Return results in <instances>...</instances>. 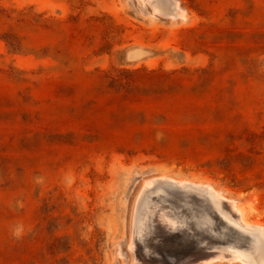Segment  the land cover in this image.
I'll use <instances>...</instances> for the list:
<instances>
[{
  "label": "rangeland",
  "instance_id": "obj_1",
  "mask_svg": "<svg viewBox=\"0 0 264 264\" xmlns=\"http://www.w3.org/2000/svg\"><path fill=\"white\" fill-rule=\"evenodd\" d=\"M239 216L264 231V0H0V264H262Z\"/></svg>",
  "mask_w": 264,
  "mask_h": 264
},
{
  "label": "bare ground",
  "instance_id": "obj_2",
  "mask_svg": "<svg viewBox=\"0 0 264 264\" xmlns=\"http://www.w3.org/2000/svg\"><path fill=\"white\" fill-rule=\"evenodd\" d=\"M154 1H156V0H154ZM158 1V0H157ZM163 1V0H162ZM147 3V2H146ZM148 4V3H147ZM176 4H179L178 5V7H179V9H181L180 7V3H178V1H177V3ZM159 5V4H158ZM159 8V7H158ZM183 9V8H182ZM181 9V10H182ZM157 10V9H156ZM169 10V9H168ZM163 10H161V12H162ZM183 11H185L184 9H183ZM186 13H187V11H185ZM153 13V12H152ZM175 13V12H174ZM154 14H157V12L156 13H154ZM158 14H159V12H158ZM157 14V15H158ZM163 14V13H162ZM166 14V13H165ZM161 15V14H160ZM171 16H172V13H171ZM174 17H175V15H174ZM179 18V17H178ZM149 181V180H148ZM152 181H153V179H152ZM192 181V180H191ZM150 183V182H149ZM206 183V182H205ZM154 184V183H153ZM201 184H203V183H201ZM201 188V187H200ZM209 188V187H208ZM213 189V188H212ZM212 189H209V190H204L203 192H204V199H205V201L206 200H208L206 203H204L203 205H204V208H202V209H207L210 205H212L214 208H216V206H222L223 205V199L215 192V191H213ZM164 191H166V190H164ZM175 191H176V189H175ZM174 191V192H175ZM154 192H156V191H154ZM158 192H160L159 190H158ZM157 192V193H158ZM167 192L169 193V190H167ZM187 192H189V191H187ZM166 193V192H165ZM165 193L163 192L162 194H164V196H165ZM183 193V192H182ZM181 193V194H182ZM196 193V192H195ZM159 194V193H158ZM158 194H156V195H158ZM160 194H161V192H160ZM159 194V195H160ZM170 195H172V194H170ZM178 195H179V192H178ZM193 195H195L194 193H193ZM197 195H198V193H197ZM155 196V195H154ZM153 196V197H154ZM161 196H163V195H161ZM166 196H167V194H166ZM166 196H165V198H166ZM180 196L181 195H179L178 197H179V199H180ZM185 196H186V194H185ZM185 196H183V197H185ZM196 196V195H195ZM225 196V195H224ZM160 197V196H159ZM189 197H190V195H189ZM203 197V196H202ZM223 197V196H222ZM168 198V197H167ZM176 198H177V196H176ZM182 198V197H181ZM185 198H188V196H186ZM197 198H198V196H197ZM224 198V197H223ZM163 199V198H162ZM175 199V198H174ZM191 199V198H190ZM222 199V200H221ZM232 199V198H231ZM184 200V198H182V201ZM186 200V199H185ZM193 200V199H192ZM202 200V199H201ZM230 200V199H229ZM236 200V199H235ZM152 201V200H151ZM162 201V200H161ZM188 201V200H187ZM195 201V200H194ZM197 201V200H196ZM203 202V201H202ZM183 203H185L184 201H183ZM186 203H189L187 206H191V205H193L194 206V202L193 201H188V202H186ZM185 203V204H186ZM197 203H198V201H197ZM196 203V204H197ZM231 203V202H230ZM180 204V203H179ZM199 204H200V202H199ZM224 204H225V202H224ZM232 204V203H231ZM244 204V203H243ZM200 205H202V204H200ZM200 205H199V209L198 210H200ZM245 206V205H244ZM152 207V206H151ZM150 207V208H151ZM160 207V206H159ZM177 207V206H176ZM196 207H198V206H195V208ZM203 207V206H202ZM223 207V206H222ZM149 208V207H148ZM154 208V207H153ZM178 208V207H177ZM183 208V207H182ZM181 208V209H182ZM185 208H187V207H185ZM188 208H192V206L191 207H188ZM195 208H193V209H195ZM244 208V207H243ZM229 209V208H228ZM233 209V208H232ZM157 210H158V206H157ZM178 210V209H177ZM198 210L196 211V212H194L196 215L197 214H199V215H206L207 216V214H208V211L207 210H205V211H203V212H198ZM214 210V209H213ZM222 210V209H221ZM234 210V209H233ZM232 210V211H233ZM245 210V209H244ZM135 211H136V209H135ZM171 211V210H170ZM194 211V210H193ZM150 212V211H149ZM154 212V211H153ZM159 212V211H158ZM158 212L156 213V215L158 214ZM164 212V210L162 211V213ZM188 212V211H187ZM191 213V212H190ZM213 213V212H212ZM218 213L219 212H217L216 211V215H218ZM243 213V212H242ZM160 214V213H159ZM164 214V213H163ZM244 214V213H243ZM161 215V214H160ZM176 215V214H175ZM178 215V214H177ZM190 215V214H189ZM246 215V214H245ZM137 216V215H136ZM162 216H164V215H162ZM191 216H193L194 217V215L193 214H191ZM220 216V215H219ZM203 217V216H202ZM211 217V216H210ZM153 218V217H152ZM160 218H162L161 216H160ZM201 218V217H200ZM224 218V217H223ZM154 219V218H153ZM157 219V218H156ZM166 219V218H165ZM164 219V220H165ZM195 219H197V218H194V220ZM202 219H204V218H201V220ZM176 220V219H175ZM191 220H193V219H191ZM193 220V221H194ZM223 220V219H222ZM238 220H240V224H239V228H240V230L242 229L243 231H244V233H249V235H250V238L252 239V240H254V241H256L257 242V244H258V248H259V253L262 255V259L261 260H263L262 262V264H264V231L262 230V229H260L259 227H251L252 225H249L248 223H247V221L241 216H239L238 217ZM157 221H158V219H157ZM161 221V220H160ZM196 221V220H195ZM204 221H206L205 219H204ZM135 222V221H134ZM155 222V221H154ZM159 222V221H158ZM158 222H156V224L158 225V224H160V223H158ZM162 222V221H161ZM196 222H200V221H196ZM202 222H203V220H202ZM164 223V222H163ZM168 224H169V222H167ZM226 223H228L227 221H226ZM145 224V223H144ZM200 224V223H199ZM226 225V224H225ZM228 225V224H227ZM149 226V225H148ZM160 226V225H159ZM167 226V225H166ZM169 226V225H168ZM170 226L172 227V225L170 224ZM182 226V225H181ZM189 226V225H188ZM224 226V225H223ZM230 227L229 228H231V225H229ZM233 227H234V225H232ZM236 226V225H235ZM221 227V226H220ZM141 228V227H140ZM173 229H174V226L172 227ZM219 228V227H218ZM217 228V229H218ZM226 228V227H225ZM134 229V228H133ZM160 229H163L162 227H160ZM170 230V228L168 227L167 228V230ZM173 229L171 230V231H173ZM237 229V228H236ZM235 229V230H236ZM264 229V228H263ZM220 230V229H219ZM227 230V229H226ZM225 230V231H226ZM238 230V229H237ZM170 231V232H171ZM233 231V230H232ZM246 231V232H245ZM135 232V231H134ZM227 232V231H226ZM241 232V231H240ZM137 233V232H136ZM151 233V232H150ZM162 233V232H161ZM167 233V232H166ZM168 234V233H167ZM171 234V233H170ZM169 234V235H170ZM243 234V233H242ZM174 235V234H173ZM229 235V234H228ZM248 235V234H247ZM134 236V235H133ZM138 236V235H137ZM183 236V235H182ZM181 236V237H182ZM209 236V235H208ZM226 236V235H225ZM239 236V235H238ZM237 236V237H238ZM165 237H166V235H165ZM191 236H189V238H190ZM197 237H199V236H197ZM196 237V238H197ZM231 237V236H230ZM235 237V236H234ZM189 238H188V240H189ZM193 238V237H192ZM195 238V237H194ZM193 238V239H194ZM201 238V237H200ZM204 238V237H203ZM227 238H228V236H227ZM137 239H138V237H137ZM179 239V238H178ZM191 239V238H190ZM199 239V238H198ZM248 239V238H247ZM246 239V240H247ZM180 240V239H179ZM178 240V241H179ZM204 240V239H203ZM210 240V239H209ZM209 240H207L206 239V241H209ZM236 240V239H235ZM241 240V239H240ZM251 240V241H252ZM194 241V240H193ZM198 241V240H197ZM230 241H232V240H230ZM141 242V241H140ZM196 242V241H195ZM229 242V241H228ZM234 242V241H233ZM241 242V241H240ZM194 243V242H193ZM193 243H191V244H193ZM204 243H205V241H204ZM209 243H211L210 241L208 242V244ZM171 244V243H170ZM134 245V244H133ZM165 245V244H164ZM194 245V244H193ZM199 245H201V244H199ZM198 245V246H199ZM202 245H203V243H202ZM201 245V246H202ZM211 245V244H210ZM177 246V245H176ZM198 246H196V247H198ZM212 247H213V245H211ZM210 246V247H211ZM216 246V245H215ZM214 246V247H215ZM218 246V245H217ZM134 247V246H133ZM219 247V246H218ZM231 247V246H230ZM137 249V248H136ZM190 249H191V247H190ZM201 249V250H200ZM200 249H197V250H199V252L198 253H206L205 251H206V249H207V247L205 246H202ZM211 249H214V248H211ZM193 250H195V249H193ZM136 251V250H135ZM140 251V250H139ZM180 251V250H179ZM192 251V250H191ZM258 251V250H257ZM168 252V251H167ZM170 253H171V251H170ZM175 253V252H174ZM189 253V252H188ZM172 254H173V252H172ZM259 254V255H260ZM195 255V256H194ZM203 256V255H201V254H194L193 253V255L191 254V256L190 257H192V256H194L195 258H189L188 260H186L183 264H204V263H207V262H210L211 261V259H208V260H205V261H203V262H198V258L200 257V256ZM233 255H234V257L236 258V259H244L245 260V258L246 257H248V255L247 254H245L244 252H242V251H239V250H234L233 251ZM189 256V255H188ZM204 256H205V254H204ZM254 256H255V254H254ZM228 257V256H227ZM229 257H233V256H229ZM137 258V257H136ZM179 258V257H178ZM235 258H233V259H235ZM140 259V258H139ZM257 259V258H256ZM179 260V259H178ZM195 260H197V261H195ZM195 261V262H194ZM261 263V262H260ZM141 264V263H140ZM144 264V263H143ZM182 264V263H181ZM257 264V263H256Z\"/></svg>",
  "mask_w": 264,
  "mask_h": 264
}]
</instances>
